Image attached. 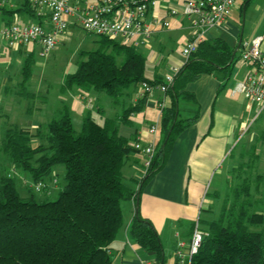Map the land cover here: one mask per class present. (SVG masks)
<instances>
[{
	"label": "trees",
	"instance_id": "trees-1",
	"mask_svg": "<svg viewBox=\"0 0 264 264\" xmlns=\"http://www.w3.org/2000/svg\"><path fill=\"white\" fill-rule=\"evenodd\" d=\"M17 10L36 17L25 2ZM96 42L97 48L83 51L85 59L64 76L62 90L91 88L117 98L130 85L164 83L145 76V57L135 45L98 36ZM232 52L221 39L203 40L178 69L165 91L171 103L162 110L160 139L141 184L164 165L178 132L198 116L194 111L190 118H178L180 97L196 104L194 94L184 89L186 84L214 70L227 79ZM30 66L28 57L21 69L24 81L31 75ZM33 138L41 142L35 144ZM131 149L110 120L100 124L86 116L76 133L66 108L43 129L10 125L0 151L14 168L28 171L36 183L46 181L52 167L62 164L65 183L54 199L37 200L32 193L20 196L11 174L0 177V264H111L109 246L122 225L121 203L136 197L123 183L121 172ZM234 168L226 180L218 217L207 221L191 264H264V211L254 207L263 205L264 197L246 200L259 181L264 188V173L256 174L254 185L243 178L240 186L232 188V178H238ZM241 194L246 198L240 199ZM129 235L155 264H164L158 233L148 219L135 213Z\"/></svg>",
	"mask_w": 264,
	"mask_h": 264
},
{
	"label": "crops",
	"instance_id": "crops-1",
	"mask_svg": "<svg viewBox=\"0 0 264 264\" xmlns=\"http://www.w3.org/2000/svg\"><path fill=\"white\" fill-rule=\"evenodd\" d=\"M245 1L241 0L233 10H240ZM175 5L180 7L179 2ZM21 6L22 0H14L11 6L1 9L0 27L23 14L28 18L26 23L47 20L18 11ZM170 18L171 27L158 32L149 40L147 46H137V50L145 57V76L149 80L164 81L166 75L173 73L184 63L181 54L176 56L167 47L177 37H180L181 44L184 43L190 32V20L167 16L168 21ZM73 21L70 24L77 25ZM236 23L237 21L231 20L229 15L222 24L210 27L204 32L203 40L221 39L232 48L233 63L230 74L226 79L222 71L214 70L186 84L184 89L194 94L196 104L180 97L176 102L178 118L184 120L190 118L194 111H198V116L190 125L178 132L164 165L143 184L141 181L145 176L143 173L145 155L133 145L137 143L145 146L149 142L151 138L149 127L153 124L159 127L160 139L161 114L163 108L170 105V97L158 90L144 94L139 84L122 89L117 98H108L105 92L91 88L82 89L74 86L62 90L63 77L55 96V107L53 110H43L45 107L43 92L31 85L32 82L39 80L40 76L31 72L29 78L24 81L21 72L26 59L21 63L18 55L22 52V47L27 45L12 48L0 35L8 48V55L0 60V97L8 94L14 98H25L28 104L22 112L27 113L29 117L24 125L18 127L43 129L62 108H66L74 129L77 125L81 130L82 121L86 116L92 117L100 124L110 120L117 134L127 139L132 147L124 157L121 172L123 183L136 192V197L121 203L122 225L109 246L111 264H139L142 259L155 264L154 259L129 235V227L135 213L148 219L158 233L165 258L164 264H175L177 242H184L186 248L196 223L205 230L207 221L215 219L217 209L222 203L223 189L226 192V180L236 166L233 164L234 158L229 157L232 156L239 133L244 131L245 120L250 117L249 113L256 112L255 115L260 116L264 110L259 111L241 94L231 92L238 80L244 79L248 70L246 64L245 69L239 74L238 68L234 65L237 50L240 51L241 48ZM67 34L68 32L61 34L58 43L62 42ZM261 35L264 46V34ZM34 45L36 44H32L33 47ZM16 73L22 76H16ZM229 80L232 82L228 92L226 86ZM35 98H40L39 104L31 102ZM0 115L7 120L9 118L5 109L0 110ZM32 142L38 144L41 141L33 138ZM61 165L56 164L52 167L47 178L49 184L43 191L45 196L60 189L61 183L57 175L62 172L59 167ZM52 178L57 181L53 183ZM213 179L216 181L212 185ZM22 194V197H27L31 193Z\"/></svg>",
	"mask_w": 264,
	"mask_h": 264
},
{
	"label": "built area",
	"instance_id": "built-area-1",
	"mask_svg": "<svg viewBox=\"0 0 264 264\" xmlns=\"http://www.w3.org/2000/svg\"><path fill=\"white\" fill-rule=\"evenodd\" d=\"M14 0H0V10L11 6ZM241 0H22L33 9L36 17L46 21L17 24L15 21L0 27V35L7 44L16 48L36 44L41 54H48L57 44L58 38L68 26L69 18L86 33L106 37L121 43L147 46L149 40L158 32L169 27L167 16H177L190 20V32L185 39L181 55L188 61L198 44L203 40L206 29L218 26L231 14ZM180 3V7L175 5ZM163 11V15H161ZM263 36L241 44L239 58L247 64L248 70L243 80L232 88V94H241L250 105L259 111L264 109V46ZM178 69L164 78L163 84H139L141 92L149 94L154 90L165 92L173 82ZM151 138L145 146L137 143L135 149L145 155L143 173L147 174L155 149L159 142V127H149ZM57 180L54 178L52 182ZM44 180L34 183V190L42 192L47 187ZM204 231L195 224L188 246L178 241L175 249V264H191ZM139 264H153L140 260Z\"/></svg>",
	"mask_w": 264,
	"mask_h": 264
},
{
	"label": "rangeland",
	"instance_id": "rangeland-1",
	"mask_svg": "<svg viewBox=\"0 0 264 264\" xmlns=\"http://www.w3.org/2000/svg\"><path fill=\"white\" fill-rule=\"evenodd\" d=\"M230 19H235L237 21L236 25L238 26L239 31V43L241 42V44H244L246 42H250L256 36L264 34V0H246L240 10H233L231 12ZM27 20L28 18L26 17V14H23L15 18L14 21L17 24H22L26 23ZM170 20L171 18L169 19V27L172 26V22ZM72 21L73 19H69L68 21V26L65 31L68 32L67 36L64 37L62 42H57L56 46L48 52V54H41L38 45H34L33 47L32 44H29L22 47V52L18 55V59L21 63L29 57L31 59V72L40 76V79L32 82L31 85L34 89H41L43 92L45 97V102H43L45 107L43 110H53L56 104L55 96L60 87L61 80L66 74L74 72L80 61L85 59L83 51L93 50L98 46L95 41L97 36L95 37L92 34L86 33L78 25L70 24ZM181 43L182 41L180 40V37H177L167 48L171 49L173 51L172 53L178 56L181 54L183 46ZM239 53L240 51L237 50L234 65L238 68L239 74H241L242 70L245 69L246 63L241 61ZM7 55V45L5 40L0 37V60L5 58ZM118 61H120V58ZM15 75L22 76L19 73H16ZM231 82L232 80H229V83L226 86L228 92ZM131 87L132 85L129 86V88ZM107 96L108 98H113L110 95ZM0 99V110L5 109L9 116L7 120L0 115L1 144L5 131L10 126L9 123L17 126L24 125V122H26L29 116L27 113L22 112V110H25L28 106L25 98H14L13 96L5 94L1 96ZM39 100L40 98H35V100L32 99L31 102L33 101L32 103L39 104ZM255 113H249L250 117L246 115L248 118L245 120L246 124L244 131L239 133L232 156L229 157V159L234 158L233 164L236 166L233 170V175L238 176V178H232V188L237 185L240 186L243 178L246 182H249V184L254 185L256 181V174L264 173V110L260 116L255 115ZM77 127L78 126L76 125V133L81 131ZM59 167L62 172H60L61 174L59 173L57 176L59 177V181L61 183L59 184L61 189L65 180L63 178V166L61 165ZM6 174L12 175L15 187L20 196L23 195L22 193H32L34 198L37 200H41L45 197L48 199H54L57 197L58 191L60 190L59 188L54 190L49 196H45L43 191L36 192L33 188L34 183L28 171H25L22 168H14L13 164L8 161L7 156L0 151V177ZM215 181L216 180L213 179L211 184H215ZM45 182L49 184L48 179H46ZM222 192L223 194L221 197L223 200L225 195L224 189ZM244 197V194H241L240 199H245L246 197ZM263 197V183L259 181L256 190L251 187L250 196L246 200L250 202ZM230 202V199H228L226 204L228 205ZM221 205H219V209H217L215 218L218 217ZM254 207L257 210L264 211V204L258 206L255 205ZM251 228L262 229L263 227L254 226Z\"/></svg>",
	"mask_w": 264,
	"mask_h": 264
}]
</instances>
